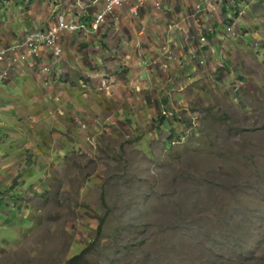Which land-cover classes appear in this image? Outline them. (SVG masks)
I'll list each match as a JSON object with an SVG mask.
<instances>
[{
    "label": "rangeland",
    "instance_id": "374dc122",
    "mask_svg": "<svg viewBox=\"0 0 264 264\" xmlns=\"http://www.w3.org/2000/svg\"><path fill=\"white\" fill-rule=\"evenodd\" d=\"M39 1L0 0V30L18 32L2 43L35 27L20 14ZM241 27L208 34L194 73L161 36L140 66L163 78L91 66L82 85L38 64L0 85L2 200L27 218L0 264H264V0Z\"/></svg>",
    "mask_w": 264,
    "mask_h": 264
},
{
    "label": "crops",
    "instance_id": "0c3cea01",
    "mask_svg": "<svg viewBox=\"0 0 264 264\" xmlns=\"http://www.w3.org/2000/svg\"><path fill=\"white\" fill-rule=\"evenodd\" d=\"M105 1L40 0L39 3L43 6L40 5L38 7L35 5L33 7L32 5L30 10L21 12L20 15L28 17L27 19L30 20L28 24H33L34 28H49L61 18L74 16L91 22L94 16L104 7ZM196 1L161 0V7H157L153 1H149L140 9L138 14L132 13L130 6L118 7L114 14H111L107 21L101 25L98 31H81L74 34L63 32L54 48H42L38 57L32 58L26 64L20 66L22 68L17 67L19 71H14L16 68L12 71L10 70L8 75L1 76L2 70L6 69V64H0V78H4L5 80L2 83L0 82V85L5 88L13 87L22 78L24 72H33L38 64L41 67L59 65L61 66V68L58 67L60 71L63 73L67 71L76 83H81L82 85L85 82L90 85L92 81L100 77L96 74H90L91 77H96V79L90 78L91 82L82 78V74L88 75L85 74V70L91 66L106 69L110 66L111 68L117 67V70L120 71L115 73L108 71L104 76L105 78H101L103 81L108 79L115 81V79H119L128 83L129 78H163L162 72H154L150 70L151 68L140 66L143 57L142 51H146L147 56L152 59H154L153 55L157 56L158 47L160 49L159 39L161 36H165L167 47L169 45L173 53L177 52L176 49H181L183 52L186 51L184 56H188L186 64L189 66V71L193 73L194 71H199L201 68L192 65V62L189 61V53L194 47L195 41H190L189 45L182 47L183 41L179 37L182 34H196L197 29L201 26L206 27L208 20L213 16L209 12H206L198 14V18L194 17ZM258 1L260 0H252V3H257ZM4 12L8 13V8L4 7V10H1L2 18L8 20L10 14H6L5 16ZM14 18V25L17 20H22L16 12L14 13ZM5 23L2 30H0V42L7 41L8 39L13 41L18 32H15V29V31H11L14 32L11 38H7L9 34L7 37H4L9 30L8 22L5 21ZM29 27H25L24 30L30 29ZM220 29L221 25L218 24L216 30L210 34L214 33L216 34V38H218L222 33ZM217 32L219 33L217 34ZM154 35H156V38H154ZM210 42L212 41L210 40ZM81 48L87 50L81 53ZM215 48V46H209L205 51L209 52ZM172 66L174 67V72L177 71V66L173 64ZM137 67L139 70H136ZM80 70L81 72H79ZM190 74L192 75V73ZM199 76L200 73L197 72L193 78H198ZM176 77L177 75L174 76L172 73H169L165 74L164 78ZM9 91L11 92V90ZM11 113L13 114V111ZM1 180L0 175V254L1 251L5 250L4 246L11 244L8 243L11 240V236L15 237L16 233H21L23 226L27 223V218L22 220L20 217L22 213L17 211V201L12 194H10L8 200H2V188L6 187L7 184Z\"/></svg>",
    "mask_w": 264,
    "mask_h": 264
},
{
    "label": "built area",
    "instance_id": "2783aa9c",
    "mask_svg": "<svg viewBox=\"0 0 264 264\" xmlns=\"http://www.w3.org/2000/svg\"><path fill=\"white\" fill-rule=\"evenodd\" d=\"M149 1H153L157 7H161V0H106L104 7L94 16L91 22L81 18L69 17L59 19L49 28H33L25 31L24 36L15 42H0V64H6L1 76L8 75L10 70L23 66L32 58L40 54L42 48H53L56 46L61 34H71L81 31H98L116 8L130 6L132 13L138 14ZM252 0H197L194 6V17L198 14L209 12L213 16L208 20L206 27H199L196 34H182L190 41H194V47L189 53V61H199L205 65L208 61V52L205 49L209 46L208 34L216 30V21L223 26V30L234 36L243 30L241 21L250 10ZM0 22L4 23L1 8Z\"/></svg>",
    "mask_w": 264,
    "mask_h": 264
},
{
    "label": "trees",
    "instance_id": "16d2710c",
    "mask_svg": "<svg viewBox=\"0 0 264 264\" xmlns=\"http://www.w3.org/2000/svg\"><path fill=\"white\" fill-rule=\"evenodd\" d=\"M82 258V255H76L75 257H73L68 263L69 264H77L79 261V259Z\"/></svg>",
    "mask_w": 264,
    "mask_h": 264
}]
</instances>
